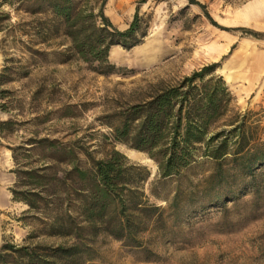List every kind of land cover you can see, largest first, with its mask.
<instances>
[{"label": "rangeland", "instance_id": "rangeland-1", "mask_svg": "<svg viewBox=\"0 0 264 264\" xmlns=\"http://www.w3.org/2000/svg\"><path fill=\"white\" fill-rule=\"evenodd\" d=\"M88 1L94 5L101 0ZM198 1L230 30L214 25L190 0H107L105 14L117 28H128L138 9L148 22V35L130 49L113 46L109 59L123 72L103 75L73 54L59 61L52 51L66 49L70 40L62 34L47 43L34 40V16L20 6L21 0H0V248L5 242L74 241L46 235L45 212L15 198L13 189L23 191L33 183L28 169L40 171L48 164L60 173L75 164L88 168L91 160L85 150L100 159L115 148L147 165L150 181L155 180V161L114 141L103 121L126 103L141 100L157 82L174 84L218 62L216 73L232 77L225 80L233 101L215 127H229L225 124L234 113L247 114L264 141V38L242 30L264 33V0ZM65 104L74 105L68 117L62 116ZM43 138L55 139L64 148L57 156L60 161L52 160L48 144L38 142ZM213 168L202 159L180 182L146 183L150 203L164 211H157L142 232L144 242L127 244L99 234L90 241L93 257L86 264H264V166L256 172L259 195L253 193L250 177L234 169L223 185L213 186L207 180ZM179 185L186 194L179 198L178 209L169 208ZM151 188L160 196L152 195Z\"/></svg>", "mask_w": 264, "mask_h": 264}, {"label": "trees", "instance_id": "trees-1", "mask_svg": "<svg viewBox=\"0 0 264 264\" xmlns=\"http://www.w3.org/2000/svg\"><path fill=\"white\" fill-rule=\"evenodd\" d=\"M106 1L90 5L88 0H21L20 6L34 16V40L47 43L60 34L70 40L66 49L52 51L59 61L66 62V54H73L97 73L110 75L123 72L109 59L112 47L130 49L142 43L148 35V22L137 9L129 27L121 30L105 14ZM190 2L200 5L214 25L230 30L219 25L203 3ZM40 14L46 17H35ZM242 30L264 38L259 31ZM219 66L218 62L205 65L174 84L157 82L141 100L128 102L104 117L103 124L111 129L114 141L144 151L155 161L157 172L152 182L147 165L132 161L115 148L100 159L85 150L91 160L88 168L75 164L60 173L48 164L41 173L26 170L33 183L23 191L13 189L15 198L30 209L45 212L46 235L74 241L35 245L5 242L0 248V264H86L93 257L90 241L102 233L141 245L142 232L157 211H164L150 203L146 183L180 182L202 159L214 166L207 176L213 186L223 185L234 169L237 175L249 176L253 193L261 194L256 172L264 166V141L256 136L257 126L248 121L247 114L234 113L225 124L229 127H215L231 110L233 101L224 76L216 73ZM3 82L0 77V84ZM73 107L65 104L62 116L72 115ZM38 142L48 144L54 162L65 153L55 139ZM151 194L160 196L156 188H151ZM185 194L179 185L169 208L178 209V200Z\"/></svg>", "mask_w": 264, "mask_h": 264}, {"label": "crops", "instance_id": "crops-1", "mask_svg": "<svg viewBox=\"0 0 264 264\" xmlns=\"http://www.w3.org/2000/svg\"><path fill=\"white\" fill-rule=\"evenodd\" d=\"M222 74L224 75V77H225L226 80H230V79H232V77H231L230 75H228V78H230V79H228V78L225 76V73H224V72H223Z\"/></svg>", "mask_w": 264, "mask_h": 264}, {"label": "water", "instance_id": "water-1", "mask_svg": "<svg viewBox=\"0 0 264 264\" xmlns=\"http://www.w3.org/2000/svg\"><path fill=\"white\" fill-rule=\"evenodd\" d=\"M0 63H1V56H0ZM0 121H1V119H0ZM2 141V139H1V137H0V142Z\"/></svg>", "mask_w": 264, "mask_h": 264}]
</instances>
